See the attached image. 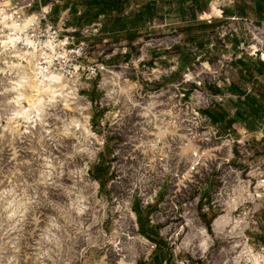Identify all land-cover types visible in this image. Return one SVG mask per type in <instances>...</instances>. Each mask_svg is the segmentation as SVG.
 I'll return each mask as SVG.
<instances>
[{
	"label": "rangeland",
	"instance_id": "obj_1",
	"mask_svg": "<svg viewBox=\"0 0 264 264\" xmlns=\"http://www.w3.org/2000/svg\"><path fill=\"white\" fill-rule=\"evenodd\" d=\"M148 3L156 4L151 18ZM179 3L129 0L108 15L99 6L90 12L87 0H41L44 13L52 10L50 20L77 31L109 72L101 90V80L66 91L57 86L61 80L50 84L58 94L35 97L44 101L35 109L32 68L3 51L0 32V264H264V131L250 132L258 153L244 157L239 142L245 141L222 123L225 140L202 142L205 159L192 172V148L180 143L174 119L187 106L190 116L194 105L203 116L219 112L212 102L225 78L252 86V76L242 72L246 65L257 77L264 63V23L252 11L238 21L221 18L240 0L230 7L204 0L195 18L190 4L181 11ZM39 11L35 4L26 14ZM95 25L102 26L98 36ZM155 62L162 71L178 62L179 71L149 84L163 75L153 73ZM255 83L264 85V77ZM182 88L189 93L179 102L174 94ZM148 92L157 96L141 104ZM197 93L209 97L205 106ZM160 103L158 110L172 117L142 116L140 108ZM155 128L174 140L158 148L136 144L139 133L152 140ZM227 172L237 182L236 196L221 198Z\"/></svg>",
	"mask_w": 264,
	"mask_h": 264
},
{
	"label": "built area",
	"instance_id": "obj_2",
	"mask_svg": "<svg viewBox=\"0 0 264 264\" xmlns=\"http://www.w3.org/2000/svg\"><path fill=\"white\" fill-rule=\"evenodd\" d=\"M9 1L12 2L13 0ZM5 2L8 1L0 0V10H2L3 6L5 8ZM224 3H226V5L230 7L236 3V0H224ZM35 4L40 5V11L39 13H32L36 14L35 20L29 23L27 22V16H29L30 14L27 15L26 12L32 9ZM5 10L9 12L8 16H10L11 19L5 21L8 25L6 27L4 25V22L1 21L2 19L0 18V22L2 23V25H4L3 27L0 24V32L2 38L3 40L5 39V41H9L10 39L16 41L14 45L12 43H10V45L12 46V49H14V51L20 54L22 58V60L20 61L21 64H27V60H31L33 64L36 65V67L37 65H39V67H37L38 74L40 73L41 69H47V71L44 72L43 75L39 76L40 83L43 82L44 84H46L48 79H45V77L51 75H55L66 82H78L80 84H82L83 82L96 83L98 82V80H101L98 86V89L101 90L102 83L105 80L104 76L108 75L109 72L108 64L105 62H99L98 59L94 58V55L91 53L92 48L86 42H81L77 38V31L66 30L65 23H62L61 25L53 23L50 20L52 10L50 9V12L44 13V10L41 9V0H16V6H8L7 8H5ZM223 15L224 12L221 11V18H223ZM231 20L238 21L235 18ZM13 23L19 25V29L12 27L11 25ZM25 25H27V27H25ZM101 29V25H95L92 32L95 36H98ZM25 40L30 41L32 44L36 45V47H30L28 43H25ZM49 41L52 42L53 47H44V45L48 44ZM45 54L48 57L52 58L50 65L45 60ZM121 54L127 56V49H124ZM121 68L124 69V66L121 65ZM153 68V73L154 71H162L160 69L161 67L159 66V63L157 62L153 64ZM178 71L179 63H172L170 64L169 71H162L163 75L160 76L159 79H152L148 83L152 84L160 82L163 77H171ZM188 74H191L189 69L187 70V74H184L185 85L191 83L186 81V77ZM230 86L231 81L229 80V78H225L223 80L222 86H218V89L227 88ZM188 93L189 90L185 88H182L181 90L178 89L174 94V99L181 102L182 100L187 98ZM154 95H156V92L146 93L145 97L143 98V103L141 104H144L148 100H151ZM165 95H167V92L163 91V94L159 95V97H162L161 99L163 100L167 99ZM139 98L142 99L141 95L139 96ZM194 98L198 99L200 102H203L204 106L209 101L208 96H203L200 93H197ZM134 99L136 100L137 98L134 97ZM233 99L234 97L231 94L222 96L215 95L213 97L212 103L221 105L226 103V101ZM90 104L91 108H93V103ZM161 106L162 105L160 103L156 104L155 106H144L140 108V110L143 112L142 116L145 119L149 120L172 117V115L170 116L167 113L165 114L164 112L159 111L158 109ZM181 108L183 107L181 106ZM189 109L190 106L186 107V111L181 109V113H176L174 119H176L181 125L180 130H178L179 132L183 133L180 143L185 148H192L190 170L194 172L203 165L205 159V157L201 154L199 145L202 142L214 143L221 142L225 139L221 136L219 128L214 125L207 116H203L202 108L194 105V107H192V110L190 111L191 116L187 113ZM102 127L105 128V124H103ZM92 129L94 130V128ZM155 131H157V133L152 136V140H147L143 137L138 138L139 134L143 135L142 133H139L137 135L136 144L141 145L144 148H158L160 146H163L164 143L168 140H174L175 138H172V136L169 137L165 132H163L162 130H158L157 128H155ZM247 136L249 135L247 134ZM230 138L231 135L228 136L227 140H229ZM143 139H145L146 141L143 142ZM226 142L231 143V141ZM239 143L244 150V152H242L244 157H254L258 153L256 149L251 148L250 143L242 141H240ZM223 183L224 187L218 194L219 197L222 198L224 196H236L237 182L234 178L233 172H227L223 176Z\"/></svg>",
	"mask_w": 264,
	"mask_h": 264
},
{
	"label": "crops",
	"instance_id": "obj_3",
	"mask_svg": "<svg viewBox=\"0 0 264 264\" xmlns=\"http://www.w3.org/2000/svg\"><path fill=\"white\" fill-rule=\"evenodd\" d=\"M251 2V1H250ZM248 11H252L255 12L256 9V5L251 2L248 3ZM240 4H238L233 11H228L227 16L229 17V19L231 18H238L237 16L239 15V8ZM224 12V11H223ZM180 67V64H179ZM246 75H249L250 73H248V69L247 71H245L243 69V72ZM251 75V74H250ZM251 85L249 84L246 86H241L240 85H236L233 82V85H231L230 87H227L225 89H221V91H219V94L217 95H226V94H231L234 99L233 100H228V102H226L224 105H218L219 107V112H217V114L222 117L223 119L221 121H219L218 123H213V121L209 118L208 115H206L213 124H215L218 128L221 127L222 123L227 124V127L229 128L227 131L228 133H232L234 134H238L241 136V140L243 139V141L250 143L249 138L251 137V133L250 132H259V131H264V129H261L259 127V125L261 126V120L257 121L258 126L252 125L254 124V115L252 110L248 109L246 107L247 103H250L256 100V102H258L259 105L262 106V114L261 117L263 118L262 122H264V85H260V84H256L255 80L251 79ZM231 104V105H230ZM225 105L228 106H232V108L229 111H226V107ZM244 108V109H243ZM226 113H228V115H226ZM248 119L253 121V123H251L250 125L248 124ZM245 121V123H243V121ZM241 125V127H240ZM243 125V126H242ZM240 127V128H239ZM247 134L249 136H247ZM245 135V136H243ZM247 136V138H246ZM245 138V139H244ZM252 146V145H251Z\"/></svg>",
	"mask_w": 264,
	"mask_h": 264
},
{
	"label": "trees",
	"instance_id": "obj_4",
	"mask_svg": "<svg viewBox=\"0 0 264 264\" xmlns=\"http://www.w3.org/2000/svg\"><path fill=\"white\" fill-rule=\"evenodd\" d=\"M128 1L129 0H87L86 6L88 7V10L90 12H91V8L93 7L96 8L97 6H99V13L111 15L114 12H117L118 10H120L122 7H124L125 4L128 3ZM240 1H241V4L239 6L240 11L237 17L244 19L248 16V12H247L248 4L245 3L244 1L248 2V0H240ZM249 1L253 2L256 5L255 14L258 19V24L264 23V0H249ZM185 3L190 4L189 9L194 18L197 12H203L204 9L206 8V4L204 3V0H180L179 4H180L181 11H183L184 9L183 4ZM154 11H156V4L148 3L146 6V14L148 15L149 18L152 17L151 15L153 14ZM227 14H228V11L227 12L224 11V15L227 16ZM140 17H143V16H140ZM206 27L210 28L212 26H206ZM206 39L207 38H204L203 41H206ZM200 47H203V44H200ZM241 64L245 65L244 63H241ZM247 69H248V73H250L252 76V80H257L259 77H264V63L260 64V68L257 70V73H258L257 77L253 74L251 68L245 65L244 70L247 71ZM246 107L252 110L253 115H254L253 117L254 123H257V121L259 120H263V118L261 117L262 106L259 105L258 102H256V100L253 101V103L252 102L247 103ZM207 115L213 121V123H218L219 121L223 119L217 114V112L214 114L210 112ZM252 125H255V124H252ZM143 233H145V229H143ZM148 238L149 240L156 242L153 237H148Z\"/></svg>",
	"mask_w": 264,
	"mask_h": 264
},
{
	"label": "bare ground",
	"instance_id": "obj_5",
	"mask_svg": "<svg viewBox=\"0 0 264 264\" xmlns=\"http://www.w3.org/2000/svg\"><path fill=\"white\" fill-rule=\"evenodd\" d=\"M8 13L9 12H7L6 10H4V9H2V11H0V14H1V21L2 22H4V25H7L6 24V20L5 19H3L5 16H8ZM46 13V12H45ZM35 15L36 14H32V16L31 17H28L27 16V22H29V23H31V22H33L34 20H35ZM0 24H1V26H3L4 27V25H2V23L0 22ZM0 26V27H1ZM4 42H2L1 44L3 45V46H1V48L3 49V51L5 52V53H11V55H17V56H14L15 57V59H18L19 61H21L22 60V58H21V56H20V54L18 53V52H16V51H14V49H12V46L10 45V43H7V45H6V43L5 42H7V41H5V39L3 40ZM19 54V55H18ZM21 64V63H20ZM21 66L22 67H25V68H32V69H28V70H30V74L32 75V76H34L35 75V78L34 77H30L31 78V83H33V88H34V92H33V94H35V96H34V98H33V101L32 102H30L32 105L33 104H35V100H36V98H46L47 97V95H48V93H49V91H46L45 89L46 88H48V86L50 85V84H53V82L51 81V80H47V82H46V84H44V83H40V81H39V78H38V70H37V67H36V65H34L33 64V62L31 61V60H27V64L26 65H23V64H21ZM33 71H35V74L33 73ZM60 80H61V84L62 85H57L58 87H61V86H63L64 85V89H65V91H66V88H67V86H69V85H73V84H80V83H78V82H75V83H71V82H66V81H64L63 79H61L60 78ZM37 82V83H36ZM36 97V98H35ZM30 108H31V106H30Z\"/></svg>",
	"mask_w": 264,
	"mask_h": 264
},
{
	"label": "clouds",
	"instance_id": "obj_6",
	"mask_svg": "<svg viewBox=\"0 0 264 264\" xmlns=\"http://www.w3.org/2000/svg\"><path fill=\"white\" fill-rule=\"evenodd\" d=\"M7 7H8V4H5V8H7ZM4 19H5V20H9V19H11V17H10V16H5ZM5 26L7 27L8 25H5ZM11 26L14 27V28L19 29V25L15 24V23H13ZM25 27H27V25H25ZM17 39H19V38H17ZM15 42H16L15 40H11V39H10L9 41H7V42H5V43H6V45H7V43H12V44L14 45ZM25 43H28L30 47H36V45L32 44V43H31L30 41H28V40H25ZM44 47L52 48V47H53L52 42L49 41L48 44L44 45ZM51 59H52L51 57H48V56L45 54V60H46V62H47L49 65L51 64ZM37 67H39V65H37ZM46 71H47L46 68H45V69H41L40 73L38 74V78H39L40 75H43L44 72H46ZM45 79L51 80L53 83H58L59 80H60V78L57 77V76H55V75L47 76V77H45ZM41 83H43V82H41ZM22 86H23L22 84H21V85H18V87H22ZM45 90H46V91H52V92H53V95H57V94H58V93L55 92V90H53V89L51 88V85H49V87H48L47 89H45ZM20 99H23V97H18L16 102H18ZM43 103H44L43 100H39L37 103H35V104L33 105V108H34V109H35V108H39V106L42 105ZM16 115H25V117L27 118V113H17ZM39 118H40V117H39V112H37V114H36V116H35V119L38 120ZM13 119H15V116L13 117Z\"/></svg>",
	"mask_w": 264,
	"mask_h": 264
}]
</instances>
